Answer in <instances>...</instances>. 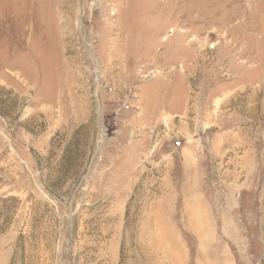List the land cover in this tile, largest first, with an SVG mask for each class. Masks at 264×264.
Returning a JSON list of instances; mask_svg holds the SVG:
<instances>
[{"label": "rangeland", "instance_id": "374dc122", "mask_svg": "<svg viewBox=\"0 0 264 264\" xmlns=\"http://www.w3.org/2000/svg\"><path fill=\"white\" fill-rule=\"evenodd\" d=\"M0 264H264V0H0Z\"/></svg>", "mask_w": 264, "mask_h": 264}]
</instances>
